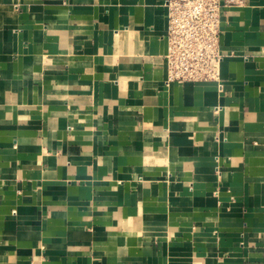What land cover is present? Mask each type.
Returning a JSON list of instances; mask_svg holds the SVG:
<instances>
[{
    "label": "crops",
    "instance_id": "crops-1",
    "mask_svg": "<svg viewBox=\"0 0 264 264\" xmlns=\"http://www.w3.org/2000/svg\"><path fill=\"white\" fill-rule=\"evenodd\" d=\"M166 2L0 0V264H264V0L220 87L166 84Z\"/></svg>",
    "mask_w": 264,
    "mask_h": 264
},
{
    "label": "built area",
    "instance_id": "built-area-1",
    "mask_svg": "<svg viewBox=\"0 0 264 264\" xmlns=\"http://www.w3.org/2000/svg\"><path fill=\"white\" fill-rule=\"evenodd\" d=\"M231 2L167 0V85L213 82L220 87L222 19Z\"/></svg>",
    "mask_w": 264,
    "mask_h": 264
}]
</instances>
